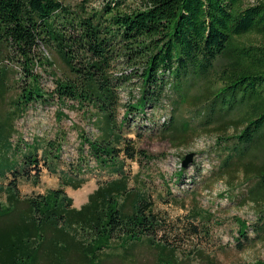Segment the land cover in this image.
<instances>
[{
    "label": "trees",
    "instance_id": "16d2710c",
    "mask_svg": "<svg viewBox=\"0 0 264 264\" xmlns=\"http://www.w3.org/2000/svg\"><path fill=\"white\" fill-rule=\"evenodd\" d=\"M87 6L81 4L75 11L64 0H0V64L4 65L0 81L18 83V99L25 104L46 100L48 95L89 111L101 126L96 138L82 136L78 157L84 162L86 155L98 170L114 175L98 182L79 208L72 206L63 186L80 187L87 180L79 174L83 167L63 174L61 187L20 197L17 180L30 177L37 183L40 159L49 171L56 169L38 154L42 141L23 150L20 139L12 143L9 129L5 141L0 139L7 162H15L7 171L0 168V182H5L0 183V192L7 202L5 207L0 205V264H102L118 256L103 248L122 249L118 257L124 259L131 247L142 243L170 250L158 236L167 224L154 211L149 195L129 186L124 170L126 159L140 163L153 156L124 137L123 125L133 128L137 136L155 130L181 131L183 141L197 127L209 126L207 131L216 134L217 143H224L221 176L239 165L242 178L247 181L252 175L257 180L241 194L239 204L256 200L254 189L263 184L264 163L243 159L264 128V0L248 4L245 0H109L99 10ZM251 35L260 40L252 42ZM48 50L63 62L62 76L57 75ZM219 60L214 77L220 86L213 88L209 80ZM11 62L17 68L9 66ZM42 71L54 78L49 92L41 87ZM132 78L135 87L121 102L120 85ZM19 79L25 83L20 85ZM205 82L204 90L189 95V88ZM188 98L194 108L191 117L198 119L196 126L190 119L173 125L172 115L149 118L148 109L163 111L169 106L173 111ZM240 104L248 112L232 120L229 114ZM120 105L122 116L117 122ZM121 155L125 159L120 161ZM183 169L176 172L175 180ZM259 220L251 227L256 235L264 227V219ZM72 223L84 230V237L67 231L65 225ZM245 229L241 224L238 233L248 239ZM236 242L238 249L243 248L242 240ZM161 263L159 259L157 264Z\"/></svg>",
    "mask_w": 264,
    "mask_h": 264
},
{
    "label": "rangeland",
    "instance_id": "374dc122",
    "mask_svg": "<svg viewBox=\"0 0 264 264\" xmlns=\"http://www.w3.org/2000/svg\"><path fill=\"white\" fill-rule=\"evenodd\" d=\"M107 1L109 0L87 2L64 0L75 11L79 10L81 4H87L88 9L99 10ZM255 1L245 0V3ZM250 38L252 42L260 40L257 35H251ZM48 54L55 63L54 69L57 75L62 76L66 71L63 62L49 50ZM219 65L220 60L212 77L219 70ZM9 66L17 68L14 62L9 63ZM2 67L4 65L0 64V70ZM40 74L41 87L48 92L51 91L54 78L45 71ZM17 76L19 75L13 77ZM18 82L23 85L25 80L19 79ZM129 82L130 85L126 83L120 85L121 102L128 99L132 93L127 91L135 87V78ZM209 83L213 88L220 86L217 77L211 78ZM206 85L207 82L192 86L188 90L189 95L200 93ZM17 87L18 83L13 80L0 81V139H4L6 132L11 129L12 143L15 144L20 139L21 148L28 147L35 141H42L43 145L38 150V154L45 157V162H48L51 168L56 169L53 172L49 171L40 159L37 183L29 179L30 177H20L17 180L20 197L46 193L50 189L61 187L63 174L66 172L74 174L76 169L83 167L79 174L87 180L80 187L75 189L71 186H63L72 198V206L81 207L87 202L88 195L94 191L98 182L114 177L109 170H98L99 166L92 158L85 155L84 162H81L78 157L82 136L89 139L96 138L99 133L98 128L101 126L100 122H95L90 118L89 111L70 100L60 103L53 96L46 95V100H33L25 104L23 98L18 99ZM173 97L175 98V95ZM183 102L173 111L168 106L163 111L148 109L147 113L151 120L172 115L175 121L173 125H179L182 120L190 119V124L196 126L198 119L191 117L194 109L191 99L188 98ZM247 112V106L240 104L229 114V117L238 121ZM121 116L120 105L116 114L117 122H120ZM209 128L211 127H197L196 133L183 141L181 131L174 133L155 130L137 136L130 126H122V134L126 138H131L135 148L143 149L146 154L153 156L151 160L142 159L140 163L124 160L122 155L118 159L124 160V170L129 175V186L144 190L149 195L154 211L167 224L166 230L158 233V236L167 241L170 250L163 251L156 245L142 243L131 247L128 256L120 259L118 256H121L122 249L113 250L105 247L103 250L118 253V256L112 255L102 264H157L159 259L161 264H165V260L171 261L168 264H256L258 262L264 264V227L257 235L256 231L251 229L260 221L259 218L264 219V181L254 189L258 193L256 200L250 198V201L244 205L239 204L241 194L256 185L257 180L252 175L247 181L242 178L239 165L233 166L229 172L221 176L218 168L226 154L223 149L224 143H217L216 134L212 130L207 131ZM230 133L229 130L228 134ZM255 140L257 145L249 147L248 155L243 160L261 165L264 163V128L259 130ZM84 150H87V145ZM6 153L0 151V168L4 171L15 163L7 162ZM189 153L192 154L191 160L184 167L182 160ZM17 158L20 159L21 156ZM180 168H184L181 171L182 175L175 180L176 172ZM33 172L31 171L30 175ZM0 183L2 186L5 184V182ZM0 205L3 207L7 205L5 194L2 192H0ZM17 216L19 219V214ZM241 224L246 227L248 239L239 236L238 230ZM74 225L75 223L66 224L65 228L68 232L76 233L77 238L84 237V230ZM194 227L197 230L195 233ZM47 236L50 238L51 233ZM40 239L41 236L37 237V240ZM238 239L243 242L241 249L237 248ZM72 264H84V262L74 261Z\"/></svg>",
    "mask_w": 264,
    "mask_h": 264
},
{
    "label": "water",
    "instance_id": "95a60500",
    "mask_svg": "<svg viewBox=\"0 0 264 264\" xmlns=\"http://www.w3.org/2000/svg\"><path fill=\"white\" fill-rule=\"evenodd\" d=\"M191 156H192V154L191 153H189L183 160H182V166H186V165H188V163L190 162V160H191Z\"/></svg>",
    "mask_w": 264,
    "mask_h": 264
}]
</instances>
